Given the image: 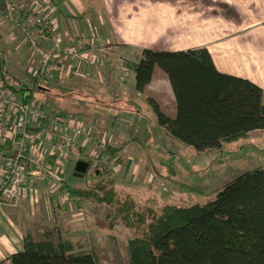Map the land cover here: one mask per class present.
Masks as SVG:
<instances>
[{
    "label": "rangeland",
    "instance_id": "rangeland-1",
    "mask_svg": "<svg viewBox=\"0 0 264 264\" xmlns=\"http://www.w3.org/2000/svg\"><path fill=\"white\" fill-rule=\"evenodd\" d=\"M31 1L33 0H19L21 6L25 8H28L32 3ZM87 1L92 2V0ZM146 1L152 3L153 7L156 4L157 6L169 4L163 9L159 7L157 12H153L160 21L159 25L154 26L153 30L155 29L158 32L159 40L157 45L160 43L159 46L161 48L171 49V45L184 48L191 45L193 44V40L189 37H192L194 31L196 32L198 29L202 30L206 28L188 27V31H192V34H184L185 27L183 23H180L184 21L182 19L180 20V17L176 16L179 18L180 22L171 26V0H145V2ZM225 2L226 0H224V3H222L221 0H207L206 15L209 18H213L207 28H211L212 31L217 30V32H220L219 28L221 29V26L224 25L225 30H228L227 21L229 20L234 21L233 25H230V27L234 29H244L247 27V25L239 23V21L244 22L241 20V15H239L240 11L244 14V8H237L233 5L226 6ZM203 7H206V3ZM214 19L217 20L216 23H214ZM236 21L239 23L238 26L235 25ZM128 26L130 28H125V32L134 33V28H136V26L133 27L131 24H128ZM254 27L255 28L246 30L242 33L261 34L260 31L263 25L261 24ZM0 28L2 34V37H0V62L8 64L10 58L13 57L16 59V67L13 68L15 74V76H13L15 79L14 86L17 89L24 88L26 90L34 88L33 79L26 72L28 55L25 49L20 46V33L5 17L1 2ZM145 30L149 31L151 28L146 27ZM152 34L154 35V32ZM10 36H12L11 40ZM129 36L131 35L129 34ZM186 38L188 43L185 44L184 40ZM195 38L196 35L193 36V39ZM136 49L134 53L140 51L138 48ZM14 51H16L15 54ZM110 51L112 54L105 59L104 67L99 69L84 68L82 69L83 76H65L60 84H55L57 83L55 81L57 78H53L50 81H42L40 86L45 88L48 94H55V87H57L59 91L61 87H63V90L69 88L74 90L73 92L76 91L75 93L81 96L95 94L100 98H104V96L109 99L115 98L116 100L126 98L139 112H144L142 106L148 105L145 98L151 96V94H137L133 92L131 88H123L122 86L124 84L127 85L130 79H128L129 72L127 77L120 80L122 77V73L119 69L120 66L129 67L135 60L136 55L114 44L110 45ZM17 53L21 55L22 62L24 61L23 64L17 61ZM7 66H9V64ZM104 70L111 72L113 78L110 77L109 72H107L108 77H106L107 75L104 74ZM156 72V75H158L161 71L159 70V72ZM96 74H98L99 78ZM252 78L264 79L262 70H260L258 74H254ZM157 87L159 89H157L158 92L155 95L157 99L161 101L160 109L170 117L173 110L171 92L169 95V89L165 81L159 82ZM58 90L57 93L63 95V99L72 97V95H67ZM35 98L43 104L46 118L42 122L36 124L35 122L29 123L31 124L29 126L30 133L47 130L53 120L55 121L53 127L58 131L60 122L56 119H64L73 115L78 120L83 130V137L79 138L77 145L75 144L72 146L71 157L66 165L65 173L62 178L63 186L89 189L95 185H102L109 180L117 182L121 177L122 164L127 155H129L128 157H132L133 160H136L139 167L140 163L142 167H145V172L141 174L138 167L139 174L131 184L132 192L141 188L138 192L140 193L137 198L138 200L135 202L131 199L130 195L123 190L126 185V176H124L125 178L121 181L120 187H113L115 205H120L121 203L122 205L127 204L126 202L128 201L125 200L126 197H130L132 201L135 203L138 202L137 204L139 205L151 206L156 210L166 204H178L182 206L191 204L202 205L208 200H211L217 191L235 177L256 168L264 170V130L252 131L242 139L231 143H223L219 149L196 151L168 134H165L167 132L166 130V132H162L161 127L156 123L155 116L148 111L146 117L152 118L149 123L150 125L147 126L148 129L144 130V133H137L135 135L136 138H138L136 140L139 146L138 150L136 149V152H133L129 149V153L127 155L124 154L123 158L119 153H110V150L113 148L110 146L112 140H119L120 137L117 135L116 130L111 131L113 136L110 134L107 136L106 131L101 132L104 129L102 128V124L101 133L96 131L97 125L91 122V113L84 114L88 109L70 105L60 107L57 103L49 100L47 102H42L43 96L39 93ZM112 102L113 101H110L109 103ZM108 105L111 106L112 104ZM111 115L115 116L118 120H122L125 116L121 115L120 111H115L110 114V116ZM131 120L132 123L137 122L136 117H133ZM107 124L109 126L112 123L107 122ZM134 126L131 125L128 132L122 136L126 138L121 139V142H123L121 144L122 147L127 146L130 142L133 145L135 144L134 139L130 136V134L134 132V128L132 129ZM107 132H110V130ZM87 138L90 139V143H87L88 145L86 147H82L80 143ZM103 142L105 143L104 149L106 148L103 150L109 156L106 160L96 158L92 155L93 151L96 154L99 152V146L103 144ZM40 151H42L41 155L44 158L48 156V150L46 148L43 150L41 148L39 152ZM137 151L140 152L139 156H137ZM45 159L48 160L49 158ZM145 161L150 162L153 167H149L148 163ZM77 162H85L88 164L89 169H87L82 178H77L74 175V167ZM49 165L52 166L50 160ZM3 166L4 165L1 163L0 170L4 169ZM99 172L100 174H98ZM132 172L133 171H131V175L133 174ZM158 172H160V175L157 174ZM150 175L153 177L152 181L148 183L146 179H149ZM40 176L42 179L31 178L29 182L30 188L27 190L28 193L30 192L28 197H26V192L25 198L17 197L11 204L15 209L14 216L23 233H30L34 241L45 239V235H49L52 240L59 238L69 240L73 244L75 253H92L96 258V264H129L126 246L128 240L134 238L136 233L128 222L123 221V215L120 216V214H117L114 204L110 207L80 198L79 200H70V198L67 200L64 198L63 190L59 188L58 183L54 182L50 176L42 174ZM154 176L160 178V180L155 182V185H153L156 180ZM141 177L142 181H139ZM146 184H152L151 188L144 187ZM61 197L64 203L59 206L57 198ZM62 206H67V208H62ZM109 215L112 217L108 218ZM125 219L127 220V218Z\"/></svg>",
    "mask_w": 264,
    "mask_h": 264
},
{
    "label": "trees",
    "instance_id": "trees-1",
    "mask_svg": "<svg viewBox=\"0 0 264 264\" xmlns=\"http://www.w3.org/2000/svg\"><path fill=\"white\" fill-rule=\"evenodd\" d=\"M140 53L129 65L134 89L143 92L155 67L166 75L175 101V118L162 113L153 99L146 98V102L157 124L172 138L202 151L219 149L223 143L264 130V90L246 79L219 73L206 48L179 52L144 49ZM0 63L1 78L13 92L20 93L14 77ZM26 91L28 98L48 94L41 86ZM5 148L15 156L10 144ZM113 187L109 180L89 189L67 190L73 198L111 207L115 205ZM125 200L127 204H116L115 210L136 233L126 246L129 264H264L261 168L235 177L202 205L166 204L156 210L130 197ZM22 240L23 250L7 258L8 264H96L92 253H75L69 240L45 235V239L34 241L30 234Z\"/></svg>",
    "mask_w": 264,
    "mask_h": 264
},
{
    "label": "crops",
    "instance_id": "crops-1",
    "mask_svg": "<svg viewBox=\"0 0 264 264\" xmlns=\"http://www.w3.org/2000/svg\"><path fill=\"white\" fill-rule=\"evenodd\" d=\"M221 1L222 3H224V0ZM51 2L53 4V8L55 9V19L57 24V31L55 33V36L58 37L66 34L67 37L71 39L70 43L74 46H88V44H90L91 42L97 41L108 44L109 46L111 44L121 46L133 53L135 50H137L136 48H138L140 51L134 53L136 56L135 60L132 63L140 58V52L144 49L179 52L189 49L206 48L211 56L215 69L219 73L246 79L259 88L264 89V79L252 78V76L254 74H258L260 70H262V74L264 75V0H226V6L233 5L237 8H244V14H242L241 11L239 12V15H241L242 18L241 20H243L244 22L239 21V23L247 25V27H245L244 29H234L233 27H230V25H233L234 21L229 20L227 21L228 30H225V26L222 25L221 29L219 28L220 32H217V30L212 31L211 28H207L208 24L213 20V18H209L206 15L207 0H171V26L175 25L177 22H180V20L182 19L184 22L180 23H183L185 27L184 34H192V31H188V27H206L205 29H198L196 30V32L194 31L192 37H189L193 40V44L188 45L184 48H179L177 46L171 45V49L161 48L159 46L160 43H158L157 45L159 35L155 29L153 30L154 26L159 25L160 22L156 15L153 14V12H157V10H159V7L163 9L169 4H163L162 7L157 6L155 2L156 5L153 7L152 3H149V1L145 2V0H92V2H88L87 0H51ZM205 3L206 7H203L205 6ZM176 16L180 17V20ZM216 22L217 20L214 21V23ZM239 23L236 21L235 25L238 26ZM128 24H131L133 27L136 26V28H134V33L125 32V28H130ZM261 24L263 25L262 30L260 31L261 34L242 33L246 30L255 28L254 26H259ZM146 27H150L151 30H145ZM153 32L154 35L152 34ZM129 34L131 36H129ZM1 35L2 34L0 32V37H2ZM194 35H196L195 39H193ZM11 39L12 36H10V40ZM187 41L188 40L186 38L184 40V43H188ZM15 53L16 51H14V54ZM16 55L18 56L17 61H19L20 64H23L24 61L22 62L21 55L19 53H17ZM3 63L7 67L9 73H12L11 76H15L13 68L16 67V59H14L13 57L10 58L8 62L9 66H7L8 64L5 62ZM127 68L129 69L128 79H130L127 85L124 84L122 87L131 88L133 92L137 93L134 89L130 67ZM156 71L159 72V69L157 67L154 68L151 80L143 90L142 94H151V96H147L146 98L153 99L158 104L159 108H161V101L157 99L155 94L158 92L157 89L159 88L157 87V85H159V82L165 81L169 89V95L171 92V102L173 103V110L171 112L170 118L174 119L176 115V106L173 93L171 91L166 75L162 71L159 72L160 74L156 75ZM104 72V74L107 75L106 77H108L107 72L109 71L104 70ZM109 74L110 77L113 78L112 73L109 72ZM96 75L98 76V74ZM58 83L60 84V82H57L55 84ZM57 90L58 88L55 87L56 93L45 95L42 102H47L49 100L57 103V105L60 107L70 105L86 108L88 109V111L84 112V114L91 113V122L97 125L96 131L100 132L101 126L103 124L104 127L102 126V128L104 129L101 132L106 131L107 136H109V134L113 136L111 131L116 130L117 135L120 136L119 140H112V144H110V146L113 147L112 150H114L115 153H119L124 158V154L127 155L129 153V149L133 152H136V149L138 150L139 146L136 143V140L138 138H136L135 135L137 133H144V130L148 129L147 126L150 125L149 123L152 120V118H149L148 116L146 117V115H148V111L149 113L154 115L149 105L142 106L144 112L141 113L136 109V107H133V105H131L126 98H122L119 100H116L115 98L109 99L105 96L104 98H100L95 94L81 96L75 93L76 91L73 92L74 90H71L69 88L67 90H63V87H61L60 91L62 93L72 95V97H68L69 99H63L62 97L64 96L58 94ZM110 101L113 102L109 103ZM108 104L112 105L110 106ZM149 107L151 110L149 109ZM115 111H120L121 115H125L122 120L116 119V117L113 115L110 116V114ZM133 117H136L137 119L136 123L133 122L136 127L133 125L131 120L133 119ZM107 122L112 124L108 126ZM131 125L134 126L132 127V129L134 128V132L130 134V136L132 139H134V145L136 147L131 142L127 146L122 147L121 144L123 142H121V139H126L122 136L128 132ZM161 129L162 132H166L162 127ZM108 130H110V132H107ZM165 134L168 133L166 132ZM139 153L140 152L137 151V156H139ZM9 154L10 153L5 147L0 148V155L9 156ZM128 156L129 155L125 156L124 158L125 161L122 164L123 168L121 177L117 180V182H114V187H120L121 181H123V178H125L124 176H126V185L124 186L123 190L126 191L130 195L131 199L136 202L140 194L138 192L141 190V188H138L132 192L131 184L139 174V170L141 174L145 172L144 170L146 169L144 166L142 167L141 163L139 167L138 163H136V160H133L132 157ZM145 162L148 163L149 167H153L151 166L150 162ZM131 171H133L132 175ZM157 174L160 175V172H158ZM150 176L149 179H146V182L148 183L152 181L153 176ZM154 178L156 180L154 181L153 185H155L156 181L160 180L158 176H154ZM30 180L31 178H28L27 180L29 188ZM139 181H142V177ZM151 185L152 184H146V186H143L151 188ZM64 189L69 190V186L62 185L61 190ZM156 192L159 193L158 191ZM29 193L27 192L26 197H28ZM57 202L59 206L64 203L62 197L57 198ZM62 208H67V206H62ZM14 211L15 209L11 204L0 200V264H8V262L5 261L7 258H9L13 254L21 252L23 250V236L25 234H30L28 232L23 233L20 225L17 223L16 217L14 216Z\"/></svg>",
    "mask_w": 264,
    "mask_h": 264
},
{
    "label": "built area",
    "instance_id": "built-area-1",
    "mask_svg": "<svg viewBox=\"0 0 264 264\" xmlns=\"http://www.w3.org/2000/svg\"><path fill=\"white\" fill-rule=\"evenodd\" d=\"M0 2L5 17L20 33V46L28 55L26 72L33 79L34 89L42 81L53 78L61 82L65 76H83L84 68H102L105 59L112 54L110 46L102 42L93 41L88 46L77 47L70 43L66 34L56 37L55 9L51 0H33L28 8L21 6L19 0ZM119 69L122 73L120 80H123L129 69L127 66ZM1 70L0 63V148L10 144L16 154L0 155V165H4L0 170V200L12 204L17 197L26 196L28 178L42 179L41 174L50 176L61 188L72 146L83 137V130L78 120L69 116L56 119L60 122L58 131L53 127V120L47 130L30 133L29 123L36 124L46 118L43 105L34 97L28 98L30 93L23 88H19L20 93L13 92L1 78ZM87 143H90L88 138L80 145L86 147ZM104 147L103 142L99 152L93 151L92 155L108 159ZM41 148L48 150L45 157L48 160L41 155L42 151L39 152ZM63 196L67 200H79L73 198L67 189L63 190Z\"/></svg>",
    "mask_w": 264,
    "mask_h": 264
},
{
    "label": "water",
    "instance_id": "water-1",
    "mask_svg": "<svg viewBox=\"0 0 264 264\" xmlns=\"http://www.w3.org/2000/svg\"><path fill=\"white\" fill-rule=\"evenodd\" d=\"M88 169V164L85 162H77L74 167V175L77 178H82Z\"/></svg>",
    "mask_w": 264,
    "mask_h": 264
}]
</instances>
